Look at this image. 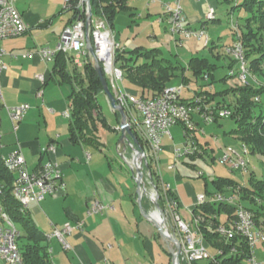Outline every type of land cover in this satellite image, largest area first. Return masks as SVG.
I'll list each match as a JSON object with an SVG mask.
<instances>
[{
  "label": "crops",
  "instance_id": "0c3cea01",
  "mask_svg": "<svg viewBox=\"0 0 264 264\" xmlns=\"http://www.w3.org/2000/svg\"><path fill=\"white\" fill-rule=\"evenodd\" d=\"M57 1L64 6L51 18H41L40 12L31 1L26 0L22 3L16 0V6L23 14L28 30L21 36L0 40V50L3 51L0 55V64L3 66L0 76L3 93V103L0 106V152L2 155H8L20 148L30 169H35L50 158L55 160L62 169L63 189L56 194L47 195L40 202L31 203L27 210L36 229L47 237L54 264H103L105 262L106 264H173L171 255L168 253L169 249L165 247L157 229L143 217L140 211L137 203L135 174L127 162H131L133 151L129 144L120 142L121 115L111 108L105 94V100L111 108L113 118L111 123L108 122L110 128L99 126V143L91 144L71 139L70 118L65 116L66 112L71 111V83L59 82V75L53 73L54 60L45 61L37 52L40 47L55 49L60 43L64 28L75 20L72 5L67 6L65 0ZM170 1L174 2V0H163L160 3H157L159 2L157 0H135V6H133L129 0L132 10L118 13L112 29L113 36L120 43L121 48L125 50L136 47L145 48L137 45L128 49V45L133 44L134 41L127 37L126 42H123L122 34L119 31L115 32L114 28L122 14L128 13L132 17L130 19L132 22H136L137 18L145 20L143 29L147 32L153 30L150 38L152 42H155L161 30L160 26L167 23L164 4L171 3ZM180 3L186 17L187 28L199 30L203 24L207 28L209 21L220 22L217 20L219 19L218 8L213 0H180ZM211 7L216 9V19L207 21L206 14ZM67 11H71L73 15L62 28H59L57 38L53 40L50 35H47L46 42H41L38 38L42 35L36 34L40 31L38 29L47 23L48 26L52 25L55 17ZM36 29L38 31H35ZM26 53L31 54L24 57ZM67 54L72 57L69 62V69L72 70L76 54L74 52ZM88 58L91 59L88 53L83 54L81 62L84 64ZM76 65L83 67V65ZM40 74H43L46 79L42 96H38V90L41 87L38 79ZM123 84L125 88L121 87L124 90L133 94L136 92L130 84L125 82ZM216 90L219 89L216 88ZM23 103H28L30 108L19 122L17 130H14L6 106L15 107ZM126 112L129 120L132 121L131 113L127 110ZM194 117L199 126L201 116L195 113ZM133 125L146 143L143 134L145 128L142 127L143 130H139L134 123ZM171 134L172 137H168L170 140L174 139L172 131ZM50 143L56 144V153H42L43 147ZM162 146L160 160L158 164H155L150 163L152 153L149 145L146 144L148 161L155 175L158 176L160 192L163 194L159 176L164 182L170 184V191L178 202V207L174 208V211L180 215L185 205V210L190 214L189 222H191L197 196L202 192L197 195L191 193L189 197L184 198L176 191L173 184L164 178L165 174L162 171L175 167L179 158H175L174 149L181 146L178 144L173 146L162 144ZM123 156L126 162L122 159ZM148 174L149 171H145V185L151 188ZM174 176L175 179L178 178L176 174ZM213 190V187L209 189V191ZM143 198L144 203H150L148 189ZM94 199L106 204L107 208L101 213L88 214V205ZM151 204L149 212L155 209L152 202ZM164 210L167 215L173 216L166 201ZM68 221L73 224L84 221L85 226L82 229L75 227L70 234L65 235L70 245L68 249H65L59 239L52 234L56 228H62ZM0 263L2 264L1 261ZM201 263L208 262L198 261L192 264ZM211 264L214 263L211 262Z\"/></svg>",
  "mask_w": 264,
  "mask_h": 264
},
{
  "label": "built area",
  "instance_id": "2783aa9c",
  "mask_svg": "<svg viewBox=\"0 0 264 264\" xmlns=\"http://www.w3.org/2000/svg\"><path fill=\"white\" fill-rule=\"evenodd\" d=\"M66 5H70L72 0H65ZM156 1V0H152ZM80 13L78 17L68 24L62 34L61 40L55 49L50 47H40L37 52L45 61H52L57 52L76 54L74 61L79 66L83 65L81 56L88 53L93 60L91 54L87 50V31H86V15L88 13V4L85 0H78ZM165 21L169 31L179 36V42L182 44L183 38L197 37L199 40H204L205 45H209L210 39L206 32V26L202 25L199 30H192L185 26L186 17L183 12L180 0H174L173 3L164 4ZM216 18V9L211 7L206 14V20H213ZM93 29L91 26L89 34L93 37V45L95 54L99 58L103 66L106 77L109 79L112 91L114 92L117 102L121 104L125 110L131 113V120L138 127L143 130L144 139L147 141L151 149L150 163L158 164L159 154L163 150L164 136L172 137L171 127L176 124H182L184 127L185 140L181 147L174 149L175 158H182L194 152H200L202 149L199 146L193 131L197 129L195 121V113H198L202 120L206 123L216 121V117L230 116V111L225 108L204 107L199 104L201 98H196L197 104H190L182 97L184 85L175 86L167 85L163 91L153 98H140L139 96L124 90L121 87L123 81V71L116 66L115 59L117 51L121 48L120 43L116 42L112 29L108 26L107 21L102 18H92ZM234 30H237V24L233 23ZM28 30V25L25 22L23 14L16 6V0H0V40L14 38L23 35ZM227 52L232 53L235 59L239 61V71L236 73L233 70L230 74H237V78L244 84L251 81V73L247 67L244 58V49L239 39L236 40L232 47L227 48ZM3 53L0 50V55ZM31 53L24 54V57ZM3 66L0 64V76ZM41 82V87L38 90V96H42L44 92V85L46 82L43 74L38 75ZM256 100H259L257 97ZM3 103V93L0 81V106ZM9 117L13 123L14 130H17L19 122L24 118L30 105L23 103L15 107L6 106ZM136 109L142 114V122L140 123L133 115L132 109ZM71 111L66 112L65 116L70 118ZM131 121V122H132ZM1 137V133H0ZM1 146V144H0ZM57 146L55 143L43 147L42 153L55 154ZM250 153L249 147L242 143V152H239L232 147H227L221 157V161L230 165L233 169L248 168V160L246 155ZM149 157V155H147ZM0 159L5 167L13 175L12 195L18 201L22 210H28L29 205L33 202L42 201L47 195H53L60 192L63 187V173L60 165L53 159H48L45 163L30 169L25 157L20 148L12 151L8 155H2L0 152ZM161 182L162 192L168 207H170L175 217L177 229L180 234V241L182 251L180 253L181 264H192L198 261H211L214 264H220L215 256L211 253L205 238L199 230L200 217H194L190 223L184 221L174 208L178 207V202L175 198L168 194L171 189L170 184L163 181L159 176ZM5 182L0 179V260L2 264H22L21 255L18 248L17 239L21 232L16 223L11 218L6 210L3 200V193ZM239 194L214 192L212 195L201 193L197 196L196 205L212 202L224 203L229 205H236V218H229L225 215V222L218 225L217 231L226 238H232L238 234L245 238L249 248L250 256L247 259V264H264V259H258L255 251V246L262 242L264 243V224H258L252 210L246 208L239 203ZM107 208V205L99 200H92L87 209L88 214L101 213ZM85 222L78 221L76 224L68 221L64 223L62 228H56L53 231L62 243L65 249L70 245L66 241L65 235L70 234L75 227L84 228ZM99 264V263H93ZM103 264H106L103 263Z\"/></svg>",
  "mask_w": 264,
  "mask_h": 264
},
{
  "label": "trees",
  "instance_id": "16d2710c",
  "mask_svg": "<svg viewBox=\"0 0 264 264\" xmlns=\"http://www.w3.org/2000/svg\"><path fill=\"white\" fill-rule=\"evenodd\" d=\"M224 2L232 5L230 8L231 13L239 9H243L248 13V16L240 18L242 21L241 30H235V38L239 39L243 46L244 58L249 71L255 75L264 74V0H224ZM90 3L92 18L105 19L111 29H113L114 20L118 13L132 10L129 0H90ZM71 5V8L74 9V19H76L81 11L78 0H72ZM217 20L221 21L220 18ZM92 29L93 25H91ZM90 37L93 40L92 33ZM71 58L65 52H57L53 65V73L59 75V82H68L72 86L70 94L71 139L98 144L99 126L110 128L100 102V96L105 94L103 86L94 62L90 58L83 64V71L79 70L75 63L72 70L69 69ZM115 64L123 71V82L133 86L136 90L134 94L144 99L153 98L160 94L167 85H172L171 82L175 77H178L180 68L183 71L182 82L184 85L188 84L190 80L186 72L187 69L193 71L196 80L198 78L205 80L208 77L214 78L216 68L215 64L208 58L199 56L191 57L189 66L186 68L178 61L162 56L159 48L147 49L143 47H136L132 50L119 49ZM229 66L232 67L231 64ZM235 76L237 74L232 75L229 73L222 80ZM107 81L111 88L108 78ZM209 85L212 86L211 81L202 83L204 88ZM263 96L264 87L257 86L251 80L248 84L218 91H212L209 88L202 89L197 91L192 98L184 100L195 105L197 104L195 99L200 97L199 104L203 107L217 100L216 106L213 107L229 110L230 117L235 120L236 126L229 133L246 144L250 153L257 152L264 155ZM257 97L259 100H256ZM219 118L217 116L216 121ZM131 124L134 129L133 123ZM134 131L142 144V137L135 129ZM201 149L200 152H194L188 156H191V158L202 156L206 149L202 147ZM144 171L151 172L153 181L159 190V203L165 209V198L160 192L158 176L155 175L150 163L145 166ZM13 178L14 175L8 171L0 159V179L5 182L4 204L21 232L17 243L22 264H54L47 244V237L36 229L28 215V211L22 210L20 204L12 195ZM211 185L214 190H207L209 195L214 192L239 194V203L253 211L258 224H264L263 179L253 177L252 186H247L233 178L216 177L212 179ZM168 194L175 198L170 190ZM142 201L144 209L148 211L152 205L151 201L150 203H144V198ZM245 201L249 202V206L244 204ZM236 210V205L212 202L199 204L193 209V216L201 218L199 230L212 250L211 253L220 264H247V259L251 253L245 238L242 236L235 234L232 238H226L217 231L218 225L225 222L226 214L229 218H236ZM168 253L170 254V252Z\"/></svg>",
  "mask_w": 264,
  "mask_h": 264
},
{
  "label": "rangeland",
  "instance_id": "374dc122",
  "mask_svg": "<svg viewBox=\"0 0 264 264\" xmlns=\"http://www.w3.org/2000/svg\"><path fill=\"white\" fill-rule=\"evenodd\" d=\"M25 1L26 0H20L22 3ZM28 1H31L36 6V10L40 12L41 18H51L55 12L57 13V11L62 6H64L57 0ZM134 1L135 0H130L133 6H135ZM157 1H159L157 3H160L163 0ZM213 1L218 8L217 16L221 21L218 23L209 21L207 23L206 32L210 39L209 45H205L204 40H199L197 37H192L189 39L183 38L181 44L179 42V36L174 35L169 31L167 28V23H164L162 26H160L161 28L159 29L161 30H159L160 32L158 33V38L157 40L155 39V42H152L150 35L153 34V30H149L147 32L145 29H143L145 20L137 18L139 20L135 19L136 22H132L130 21L132 17L128 13L122 14V16L118 19L114 30L117 33L119 31L120 34H122L121 38L123 42H126L127 37H130L131 40L134 41L133 44L128 45V49H132L137 45L144 46L147 49L160 48L162 49V56L174 61H178L179 64L186 68H188L189 61L193 56L205 57L214 63L216 66L214 70V78L208 77L205 80L198 78L196 80L193 71L187 69L186 72L190 80L186 85H184L182 82L183 71L180 68L178 71V77H175L171 84L175 86L184 85V90L182 93V97L184 99L192 98L195 96L197 91H201L202 89L204 90L209 88L212 91H216V88L222 90L237 85H243L244 83L239 80L237 76L228 78L226 80H222V78L227 76L231 70L236 73L239 71V61L234 60L235 56L232 53L227 52V48L232 47L231 45H234L237 40L235 38V30L232 29V20L233 23L237 24V30L240 31L242 24L240 18L248 16V13L243 9H239L231 13V4H226L224 0ZM170 2L172 3V1ZM72 15L73 13L71 11H67L61 16L55 17L52 25L48 26L49 24L47 23L43 25L42 28L38 29L40 31L36 29L35 31H38L36 34L42 35L39 36L38 39L41 42H46L45 40L48 38L47 35H50L53 40L54 38H57V34L60 30L59 28H62L65 22H67L68 19L72 17ZM141 20L142 22H140ZM137 22L139 24H137ZM236 35H238V33H236ZM116 42L118 41L116 40ZM212 46L215 47L212 49ZM82 61H84V57H82ZM229 64H231V68ZM78 69L83 71V67H78ZM250 75L252 81L257 86L264 87V74L255 75L251 73ZM209 81L212 82V86L209 85L207 87L205 86L204 88L202 83L204 84V82L206 83ZM121 86L125 88L123 82L121 83ZM216 101L217 100L206 105L209 107L216 106ZM262 101L264 102V96ZM100 102L102 104V110L107 121L111 123L113 116L111 114L110 106H108L106 103L104 94L100 96ZM132 113L141 123L143 119L142 114L134 108L132 109ZM235 126V120L230 116L221 117L217 121L209 123L201 120V124L197 126V129L193 131V134L195 135L199 146L206 149V151L203 152V155L197 158H191V156L188 155L184 156L178 159L175 167L162 171L163 174H165L164 178L171 182L176 191L184 198L189 197V194L191 193L197 195L199 192L209 196L207 190L212 188L211 181L216 177L233 178L237 182L247 186H252L253 177L264 180V155L260 153L255 152L246 155V159L249 161L246 171H244L242 168L233 169L230 167V165L221 161V157L227 147H232L233 149L242 152V141L229 133L230 130ZM171 131L173 133L174 139L170 140L168 139V136H164L162 144H169L172 146L174 144H178L182 146L185 140L183 125L177 124V126L171 128ZM122 159L126 162L125 157ZM163 161L164 158L162 157V162ZM174 174H176L178 178L175 179ZM147 189L149 196H152L154 193L153 187L151 186V188ZM244 204L249 206V202L247 201H245ZM183 207V210L181 209L180 211V215L187 223H190V214L187 210H185V205H183ZM167 218L169 231L174 232L176 236L180 238L175 217L167 215ZM168 223L171 224V226H169ZM165 247L168 248L166 243ZM210 251L212 252L211 249ZM255 251L258 259H264V243H258L255 246ZM207 262L208 263L206 264H211L209 260H207Z\"/></svg>",
  "mask_w": 264,
  "mask_h": 264
},
{
  "label": "water",
  "instance_id": "95a60500",
  "mask_svg": "<svg viewBox=\"0 0 264 264\" xmlns=\"http://www.w3.org/2000/svg\"><path fill=\"white\" fill-rule=\"evenodd\" d=\"M85 1L88 4V13L86 15V31H87L86 47L93 58L95 69L99 75V78L103 86V92L107 96L109 103L111 105V108L114 111L119 112L121 115L120 142H122L123 144H129L133 151L131 162L130 161H127V162L129 163L133 173L135 174V182L137 185V196H138L137 203L139 205V208H140V211L143 217L147 219L148 221H150L155 226L160 237L167 244L169 252L171 254L172 263L181 264V261H180V253L182 251L181 241H180V238L177 237L174 232L169 231V228L167 226L168 218L166 215V211L161 207L159 203V197H160L159 190H158L157 185L153 181V176L150 171L148 174V179L154 189V193L152 196H150V200L153 203L155 209L153 212H149V211H146L143 207L142 200H143L144 194L147 193L146 191L147 187L145 186L146 179H145L144 168L145 166L149 165L148 156L145 151L146 143L143 140V143L141 144L139 138L135 134V131L132 128V124L129 121L128 114L125 108L117 102V98L115 94L113 93V91L111 90L109 83L107 81L105 70L103 66L101 65L99 58L95 54L93 41L89 34V29L92 24V7H91L90 0H85ZM136 131L138 132V130ZM154 214H156L158 218H156Z\"/></svg>",
  "mask_w": 264,
  "mask_h": 264
},
{
  "label": "bare ground",
  "instance_id": "6f19581e",
  "mask_svg": "<svg viewBox=\"0 0 264 264\" xmlns=\"http://www.w3.org/2000/svg\"><path fill=\"white\" fill-rule=\"evenodd\" d=\"M131 159V158H130ZM154 216L156 217V218H158V216L156 215V214H154Z\"/></svg>",
  "mask_w": 264,
  "mask_h": 264
}]
</instances>
